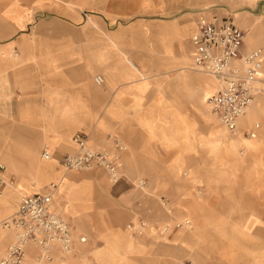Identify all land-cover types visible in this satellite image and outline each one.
Masks as SVG:
<instances>
[{
  "label": "crops",
  "instance_id": "crops-1",
  "mask_svg": "<svg viewBox=\"0 0 264 264\" xmlns=\"http://www.w3.org/2000/svg\"><path fill=\"white\" fill-rule=\"evenodd\" d=\"M29 1L31 0H26ZM60 3L61 0H39L37 7L33 9L31 3L22 8L13 0H0V54L2 51L7 52L10 48H15V41H11L10 38L31 25L39 11L50 12L46 9L59 7ZM64 16L69 17L70 14ZM215 17L227 16L215 15L211 19L201 20L193 30L190 24L170 25V29L164 32L162 41L165 56L158 59L156 66L138 63L136 65L135 59L123 52L122 62L100 70L105 81L101 86L96 87L93 83L95 73L83 76L74 68L71 74L58 72L53 89L46 85L37 88L33 94L24 93L16 99L0 100V114L8 116L9 129L16 127L12 124L13 119L19 123L18 127L30 132V135L24 134L16 137L14 141L19 145H28L29 152L25 155L18 151L11 153L6 163L13 170L22 165V160H29L31 165L38 161L32 181L23 178L17 183H12L11 174H5V179L9 183L6 184L4 194L0 198V222L12 217L15 210L17 212L20 195L29 196L45 192L44 186L52 179L59 178L61 182L54 200L55 211L71 226L73 224L74 230L79 228L84 231L88 242L85 245H77L76 256L69 261H63L64 252L61 246H54L53 260L50 264H161V257L175 258L177 256L175 248H153L154 240L151 237L134 238L124 231V225L131 212L145 214V208L139 201L128 207L127 202L130 198L125 201L118 200L112 202L111 211L96 212L94 210L96 204L92 203L90 198H84L83 194H78L80 188L73 182L75 176H61L54 159L44 161L40 154L42 161L40 162L38 152L41 148L42 152L47 145L54 158L61 161L65 155L71 154L65 152L70 147L75 153L76 147L72 137L77 132H84L89 136L91 145L105 150H111L112 140L118 138L128 147L123 167L127 175L130 177L147 175L159 181L160 176L171 178L168 179L167 190L163 188L161 182L157 184L155 180L152 189L155 193L164 190L171 199L176 198V182L172 178L176 175L180 177L177 161L197 160L196 156L204 153L205 156H213L216 164L222 167L223 173H233L234 176L238 166L248 160L247 157L239 155L238 149L242 147L252 155L255 166L262 165L264 130L258 139H255L256 134H253L251 139L244 137L241 132L249 125L253 114L264 113V96L259 97L248 115L239 121L237 134H230L208 106L209 99L219 90V82L211 76L209 77L216 81L194 72L196 70L193 68L192 37L201 23L209 22ZM70 19L73 22L77 21L75 18ZM235 21L251 35L260 32L259 27L251 28L249 20L240 14L235 16ZM246 42L250 48L254 45L249 39ZM105 43L115 48L130 47L125 41ZM260 45L264 47V41ZM8 59L2 60L0 56L2 82H5V74L12 66ZM263 80L264 63L257 84H263ZM262 88L264 90V86ZM32 108L34 113H31ZM162 160L170 162L168 174H162L158 167ZM238 171L240 173V170ZM192 174L196 176L198 169H194ZM97 177L100 181L106 182L104 177L100 175ZM125 194L127 193H123L122 196ZM189 203L192 204V200H185L183 207ZM165 213L167 214L166 211ZM184 213L194 219L196 226L205 225L212 218L195 211L184 210ZM169 217L163 226L176 222L174 217ZM141 219L139 217L136 221ZM179 231L181 230L174 231L168 236L161 235L160 231L157 233L162 238H173ZM10 238L11 232L0 228V256L6 241ZM27 252L28 257L32 259L39 254L34 245H29ZM162 264L174 263L173 260L172 262L168 260Z\"/></svg>",
  "mask_w": 264,
  "mask_h": 264
},
{
  "label": "rangeland",
  "instance_id": "rangeland-1",
  "mask_svg": "<svg viewBox=\"0 0 264 264\" xmlns=\"http://www.w3.org/2000/svg\"><path fill=\"white\" fill-rule=\"evenodd\" d=\"M13 1L22 8L31 3L35 9L39 0ZM46 10L50 12L39 11L31 25L10 38L11 41H15V48H10L7 52L2 51L0 54L2 60L9 58L8 60L12 62L10 70L5 74V82L0 80L1 101L19 98L24 93L33 94L37 88L46 85L53 89L57 73L71 74L74 68L83 76L95 73L93 83L97 87L95 78L103 77L100 70L122 62L123 52L133 57L136 65L138 63L156 66L158 59L165 56L162 41L164 32L170 29V25L190 24L193 30L199 21L211 19L215 15L232 18L245 32L247 50L261 48L264 51V47L260 45L264 41V0H61L59 7L53 6ZM65 14L70 16H64ZM238 14L249 20L251 28L259 27L260 32L251 35L246 28L238 25L235 21ZM70 18L77 21L73 22ZM192 30L188 37L189 42ZM120 31L122 33H119ZM248 39L254 44L251 48L246 42ZM110 41H125L130 47H111L112 45L105 43ZM19 72L22 74H18ZM194 72L216 81L198 71ZM262 82L263 84L256 86L253 106L259 97L264 96L262 88L264 80ZM30 110L34 113L33 108ZM9 123L8 116L1 113L0 163L6 168L5 174H11L10 182L17 183L23 178L32 181L37 160L32 165L29 160H22V165L13 170L6 163L11 153L18 151L25 155L29 152L28 145H19L14 141L16 137L30 135V132L18 127L19 123L13 119L12 124L16 127L9 129ZM218 124L221 125L219 121ZM262 130L264 113H255L241 133L248 138L256 134L255 139H258ZM41 149L38 152L40 162ZM238 151L241 157H247L248 160L238 166L234 176L233 173H223L222 167L216 164L213 156H205L204 153L198 154L197 160L177 161L180 177L176 175L172 178L176 182L174 199H171L164 190L160 193L152 190L154 180L157 184L161 182L163 188L167 190L168 179H171L167 176H160V181L147 175L130 177L124 168L123 179L114 185L107 173L102 170L68 172L60 166V161L56 157L54 164L60 170L61 176H75L73 182L80 188L78 194L90 198L92 203L96 204L94 209L96 212L111 211L112 202L118 200L125 201L130 198L127 202L128 207L139 201L145 208V214L129 212L124 231L134 238L151 237L154 240L153 248H175L177 256L161 257V264L168 260L171 262L173 260L174 264H264V163L255 166L252 155L248 154L245 148L241 147ZM65 152L73 153L74 149L70 147ZM262 158L264 162V155ZM158 167L162 174H168L170 162L162 160ZM194 169H198L196 176L192 174ZM98 175L104 177L106 182L97 179ZM141 179L146 182L144 192H140L136 187ZM60 182L59 178L52 179L44 186V191L46 192L52 183L57 184L59 188ZM6 183L9 181L6 180ZM123 193L127 194L122 196ZM25 195L27 194L19 196L18 204ZM132 195L133 197H128ZM161 197L171 205L170 216L174 217L176 222L190 220L192 227L179 231L173 238L160 237L157 233L160 226H163L166 218H170L162 207ZM185 200H192V204L183 207ZM184 210L206 214L212 218L205 225L196 226L194 219L186 215ZM15 212L16 210L12 217ZM139 217L150 224V229L143 236L134 234L128 228L129 224ZM0 228L11 232V238L6 241L1 258L15 241V232ZM74 232L76 237L87 236L79 228ZM90 240L92 241L91 237ZM76 249L70 256L63 255V261L74 258L78 251ZM261 254L263 256H260ZM33 262L34 259L27 258L28 264ZM50 263L52 262L43 264Z\"/></svg>",
  "mask_w": 264,
  "mask_h": 264
},
{
  "label": "built area",
  "instance_id": "built-area-1",
  "mask_svg": "<svg viewBox=\"0 0 264 264\" xmlns=\"http://www.w3.org/2000/svg\"><path fill=\"white\" fill-rule=\"evenodd\" d=\"M245 32L229 17H215L199 25L192 37L194 49L193 68L215 78L219 90L209 99L212 113L230 132L238 130V121L243 117L256 97V84L263 68L264 51L261 48L247 50ZM96 84L103 85L104 79L98 76ZM75 153L67 154L59 162L68 172H92L102 170L116 185L124 177V156L128 147L120 139L112 140L111 150L93 148L89 136L77 132L72 137ZM41 159L50 161L54 154L46 145L41 152ZM6 168L0 163V198L3 196ZM136 187L140 191L146 188V182L140 180ZM58 185L52 183L45 193H36L23 197L18 210L11 219L2 222V227L15 232V241L7 249L0 264H28L27 247L34 245L39 254L33 264L51 262L54 246H61L64 255L70 256L77 244H86L85 235L75 236L72 226L55 211L54 198ZM161 204L167 214L172 208L167 200L161 198ZM190 221L167 223L160 229L163 236L174 231L191 228ZM128 228L136 235L143 236L150 229V224L138 220Z\"/></svg>",
  "mask_w": 264,
  "mask_h": 264
},
{
  "label": "bare ground",
  "instance_id": "bare-ground-1",
  "mask_svg": "<svg viewBox=\"0 0 264 264\" xmlns=\"http://www.w3.org/2000/svg\"><path fill=\"white\" fill-rule=\"evenodd\" d=\"M96 79V78H95ZM104 79V78H103ZM105 82V81H104ZM95 83H96V81H95ZM98 85V84H97ZM98 86H101V85H98ZM211 97V96H210ZM208 106H209V108L211 109V107H210V105H209V101H208ZM252 106H253V104L251 105V107L248 109V111H247V113L243 116V117H241L240 119H239V121L242 119V118H244L245 116H247L248 115V113H249V111L251 110V108H252ZM212 112V111H211ZM214 115V114H213ZM215 116V115H214ZM217 118V117H216ZM218 119V118H217ZM239 121H238V124H239ZM225 127V126H224ZM225 129L227 130V132L228 133H230V134H237V132H238V130L235 132V133H232V132H230L226 127H225ZM51 161V160H50ZM58 190H59V188H58ZM58 190L56 191V192H58ZM57 194V193H56ZM56 197V196H55ZM54 200H55V198H54ZM12 217H10L9 219H11ZM8 220V219H7ZM179 222H181V221H179ZM0 227H2V222H0ZM8 230H11V229H8Z\"/></svg>",
  "mask_w": 264,
  "mask_h": 264
}]
</instances>
